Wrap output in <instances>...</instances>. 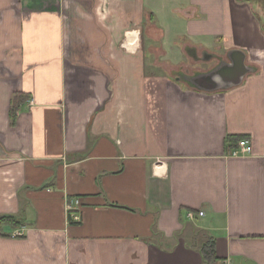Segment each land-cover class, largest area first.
<instances>
[{
  "label": "crops",
  "instance_id": "obj_1",
  "mask_svg": "<svg viewBox=\"0 0 264 264\" xmlns=\"http://www.w3.org/2000/svg\"><path fill=\"white\" fill-rule=\"evenodd\" d=\"M3 215L0 264H264V0H0Z\"/></svg>",
  "mask_w": 264,
  "mask_h": 264
},
{
  "label": "water",
  "instance_id": "obj_2",
  "mask_svg": "<svg viewBox=\"0 0 264 264\" xmlns=\"http://www.w3.org/2000/svg\"><path fill=\"white\" fill-rule=\"evenodd\" d=\"M253 69L245 66L243 61L233 60V65H220L213 69L208 74H198L194 77L185 75L183 73H176L179 81L189 83L194 88H200L206 91H215L220 88L216 83V78L226 81L229 85H240L247 73Z\"/></svg>",
  "mask_w": 264,
  "mask_h": 264
},
{
  "label": "trees",
  "instance_id": "obj_3",
  "mask_svg": "<svg viewBox=\"0 0 264 264\" xmlns=\"http://www.w3.org/2000/svg\"><path fill=\"white\" fill-rule=\"evenodd\" d=\"M30 100V96L23 92H16L13 94L11 99V105L9 110V118L11 126L16 125L18 114L21 112L23 105ZM25 224V219L19 216L3 215L0 217V236L6 237L8 235L3 234V229L6 226L12 228H19ZM201 255L203 264H213L218 262L220 259L216 255L215 241L211 238L201 248Z\"/></svg>",
  "mask_w": 264,
  "mask_h": 264
},
{
  "label": "rangeland",
  "instance_id": "obj_4",
  "mask_svg": "<svg viewBox=\"0 0 264 264\" xmlns=\"http://www.w3.org/2000/svg\"><path fill=\"white\" fill-rule=\"evenodd\" d=\"M145 46L146 48H148V46H150L149 44L151 43L150 39L146 36L145 38ZM187 62H193V60H190L187 59ZM185 61V63H178L177 65L175 64L174 67L172 66H166V65H163V67H161L160 63H150V60H147L146 62V71H147V76H149V74H153L154 77H157V78H166V77H172L174 78L175 77V73L174 71H178V70H184L186 72H193L194 69H195V64L194 63H187ZM201 67L203 69H206L208 68V66H206L205 64H201ZM152 76V77H153ZM162 79V78H161Z\"/></svg>",
  "mask_w": 264,
  "mask_h": 264
},
{
  "label": "built area",
  "instance_id": "obj_5",
  "mask_svg": "<svg viewBox=\"0 0 264 264\" xmlns=\"http://www.w3.org/2000/svg\"><path fill=\"white\" fill-rule=\"evenodd\" d=\"M251 153V143L249 140H243L239 142L238 148L234 149L231 153L232 156H242ZM74 205H80V201L78 199H73V201H70L68 204V211L71 213L73 211ZM202 216L203 213H200ZM195 214L194 213H189L188 218L194 219Z\"/></svg>",
  "mask_w": 264,
  "mask_h": 264
}]
</instances>
